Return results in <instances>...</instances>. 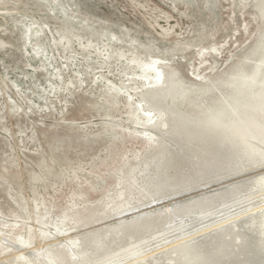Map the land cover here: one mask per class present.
I'll use <instances>...</instances> for the list:
<instances>
[{
    "label": "rangeland",
    "instance_id": "1",
    "mask_svg": "<svg viewBox=\"0 0 264 264\" xmlns=\"http://www.w3.org/2000/svg\"><path fill=\"white\" fill-rule=\"evenodd\" d=\"M262 40L264 0H0V264H179L181 241L256 264L241 220L201 230L264 165L196 125L259 117L233 80L264 90Z\"/></svg>",
    "mask_w": 264,
    "mask_h": 264
},
{
    "label": "bare ground",
    "instance_id": "2",
    "mask_svg": "<svg viewBox=\"0 0 264 264\" xmlns=\"http://www.w3.org/2000/svg\"><path fill=\"white\" fill-rule=\"evenodd\" d=\"M260 47H263V48H260ZM259 49H260L259 52H261V51L264 52V41L263 40H262V43L259 45ZM260 56L262 58H264L263 54L262 55L260 54ZM257 73H258V69L254 68V70L250 76L243 75L242 77H238L237 79L233 80V83H234V91L235 92L238 90L240 91L241 88L245 86L249 90L250 97H253L256 99V105L253 108V110H255V113L259 116L258 118L256 116L249 114V113H246L240 117H236L233 115H230V116L225 115L224 114L225 107H223L222 104H220V105L218 104L214 108L206 106L205 107L206 110H204V112H203L204 113L203 114L204 119L206 121H204L200 125H196V127L198 128V132L200 134H202L204 136H207L209 134L208 137L215 139V141L218 144L226 147L228 149V151L230 152L232 159H234L236 162L240 159L244 160V163L247 164V165H244V167H248V166L261 167L264 165V150L261 147H259L257 143L253 142L255 140V141H260L261 144H264V90L255 89L257 87V85L259 84L257 81V77H258ZM154 81L156 82V84L160 83V78L158 75H155ZM263 83H264V79H263ZM173 87H175V86H173ZM169 92L172 93L173 95H177L179 93V89L178 88H175V89L169 88ZM182 93L183 92L180 91L179 96L182 95ZM123 103H124V101H123ZM143 111H145V110H143ZM215 112H217L216 115H215ZM123 115H124V113H123ZM138 119L141 122L143 120L140 118H138ZM155 119L156 118H149V119L146 118L144 122H153V121H155ZM131 121H132V118H131ZM220 123H222V124H220ZM139 129H137V130H139ZM109 133H110V131H109ZM101 135H103V134H101ZM107 135H108V133H107ZM115 144L116 143H114V145ZM122 154H124V153H122ZM117 158H119V157H117ZM111 165H112V163H111ZM100 168L101 167H99V169ZM108 168H109V166H108ZM108 168H107V170H108ZM241 168H243V167H241ZM237 170H238V168H237ZM94 173H96V172H94ZM96 174L99 175L100 174L99 171ZM119 174H121V173H119ZM257 174H259V173H257ZM106 177L108 178V176H106ZM113 177H115V175ZM250 177H248L247 179L244 178L245 180L243 181L242 185L239 186V187H241L240 188V191H241L240 194H243V195H240L241 197L236 200L237 204H236V202H234L233 204H231L227 208L228 209L227 217L222 218L220 221L215 222L214 224H212L210 226L204 227L201 231L204 233L207 230H209L210 228L222 227L225 224L229 223L230 221L234 222L237 220H241L243 222L241 232L244 236V239L242 241V245L245 246V248H247L249 251L250 250L252 251L253 249H258V252H261V253L259 255L255 254V256H254V257H257V263L256 264H262V263L264 264V256H263L264 255V174H261L255 178H250ZM62 179H63V177H62ZM71 180H72V178H71ZM65 181H66V179H65ZM81 183H83V182H81ZM62 185H64V184H62ZM51 188H52V186H51ZM103 188H105V187H103ZM101 191H102V189H101ZM85 192H87V191H85ZM72 197H73V195H72ZM254 197H263V198L261 200L255 202V203H252V202L249 203L250 201L253 200ZM52 198H54V197H52ZM66 198H68V197L66 196ZM95 199H97V198H95ZM38 200H40V199H38ZM75 203H76V201H75ZM245 203L247 205H246V207H244V210L237 212V213L229 211L230 209L234 208L235 206L243 205ZM31 214H32V212H31ZM34 218L32 217V219H33L32 221H34ZM178 246H179L178 251L181 254L179 264H217L216 263L217 260L227 262L226 260L230 261L231 259H233L235 257V254L233 253L230 246L226 242H224V243L218 242V244H216V246H214V250L212 253H204L203 250H201L200 244H190V243H186L185 241H181L180 243H178ZM136 252H138L137 248L135 246H132L131 248H129L126 251H124L123 253H121V256L124 253H125L124 255H131L130 257H132V258L130 259L131 260L130 262L145 260L147 257H149V255L146 253L139 254L138 256L132 255ZM118 255L119 254L115 255V258H113V259H107L104 264H122L120 261H116L117 259H119ZM219 263H221V262H219ZM221 264H224V263H221Z\"/></svg>",
    "mask_w": 264,
    "mask_h": 264
}]
</instances>
